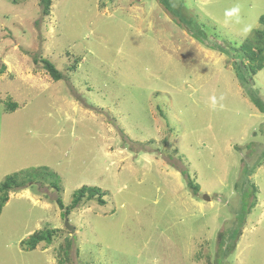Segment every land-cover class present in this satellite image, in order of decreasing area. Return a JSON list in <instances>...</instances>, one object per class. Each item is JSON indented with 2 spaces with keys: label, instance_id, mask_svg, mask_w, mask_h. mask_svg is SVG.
I'll list each match as a JSON object with an SVG mask.
<instances>
[{
  "label": "rangeland",
  "instance_id": "374dc122",
  "mask_svg": "<svg viewBox=\"0 0 264 264\" xmlns=\"http://www.w3.org/2000/svg\"><path fill=\"white\" fill-rule=\"evenodd\" d=\"M262 14L264 0H51L48 15L0 0V183L40 172L8 193L0 264H264V67L250 76L237 51ZM82 185L105 204L62 217L54 198ZM43 228L52 242L24 249Z\"/></svg>",
  "mask_w": 264,
  "mask_h": 264
},
{
  "label": "trees",
  "instance_id": "16d2710c",
  "mask_svg": "<svg viewBox=\"0 0 264 264\" xmlns=\"http://www.w3.org/2000/svg\"><path fill=\"white\" fill-rule=\"evenodd\" d=\"M40 3L42 6V14L48 15L50 11L51 0H40ZM258 22L261 27L254 29L252 36L245 38L242 42H240L237 48L240 56H242V58L246 60V63L243 64V67L250 76L256 74L264 67V14L259 16ZM33 60L36 64L41 63L43 69L53 80L57 81L64 78L62 71L57 69L55 64L47 58L42 57L38 59L37 57H33ZM74 67L75 65L73 64L72 66H70V69L73 70ZM5 69V65L1 64L0 74L3 73ZM16 107V102L11 101L6 103V108L9 109V111L14 110ZM179 171L184 176V181L187 188L190 189L191 192L195 195L199 190V184L194 182L186 169H180ZM44 174L45 175L41 176H55L54 173H50L47 171L44 172ZM39 175L40 172L37 170L29 174L21 172L8 175L0 183V213L3 206L8 201V193L10 191H16L26 188L27 180L28 182L36 180L35 178H37ZM49 187L56 190V192H60L61 190V187L58 184L56 178L49 183ZM104 193V190L99 187L82 185L73 192L72 199L68 205H65L63 203L60 195H57L54 200L61 210L62 217H67L75 208L79 207L82 203H86L87 201L94 200L98 204H105V200L103 198ZM55 232L56 230L51 228L38 229L31 233L28 238L22 240L21 245L26 250L35 249V247L39 243L49 245L52 242V238Z\"/></svg>",
  "mask_w": 264,
  "mask_h": 264
},
{
  "label": "clouds",
  "instance_id": "9594fccd",
  "mask_svg": "<svg viewBox=\"0 0 264 264\" xmlns=\"http://www.w3.org/2000/svg\"><path fill=\"white\" fill-rule=\"evenodd\" d=\"M239 12H240V7H239V5H236V6H234L233 8H231L230 10H228L226 12V17H228V18H236L238 20L239 19ZM248 30H249V28H245L244 32L247 33ZM221 99H223V97H221ZM211 103H212L213 106L216 105L217 99H216L215 96H213L211 98Z\"/></svg>",
  "mask_w": 264,
  "mask_h": 264
},
{
  "label": "water",
  "instance_id": "95a60500",
  "mask_svg": "<svg viewBox=\"0 0 264 264\" xmlns=\"http://www.w3.org/2000/svg\"><path fill=\"white\" fill-rule=\"evenodd\" d=\"M208 198V197H207ZM65 228L69 230L71 233L75 231V227L71 224H69L68 219L65 218Z\"/></svg>",
  "mask_w": 264,
  "mask_h": 264
}]
</instances>
